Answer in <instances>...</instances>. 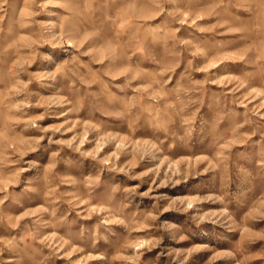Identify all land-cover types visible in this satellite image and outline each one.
<instances>
[{"label":"rangeland","instance_id":"rangeland-1","mask_svg":"<svg viewBox=\"0 0 264 264\" xmlns=\"http://www.w3.org/2000/svg\"><path fill=\"white\" fill-rule=\"evenodd\" d=\"M0 264H264V0H0Z\"/></svg>","mask_w":264,"mask_h":264}]
</instances>
